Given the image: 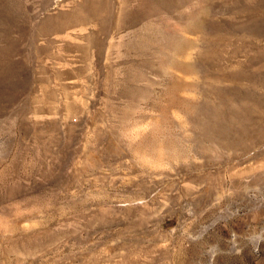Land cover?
<instances>
[{
	"label": "rangeland",
	"instance_id": "obj_1",
	"mask_svg": "<svg viewBox=\"0 0 264 264\" xmlns=\"http://www.w3.org/2000/svg\"><path fill=\"white\" fill-rule=\"evenodd\" d=\"M0 264H264V0H0Z\"/></svg>",
	"mask_w": 264,
	"mask_h": 264
},
{
	"label": "bare ground",
	"instance_id": "obj_2",
	"mask_svg": "<svg viewBox=\"0 0 264 264\" xmlns=\"http://www.w3.org/2000/svg\"><path fill=\"white\" fill-rule=\"evenodd\" d=\"M156 127V126H155ZM157 129V128H156Z\"/></svg>",
	"mask_w": 264,
	"mask_h": 264
}]
</instances>
